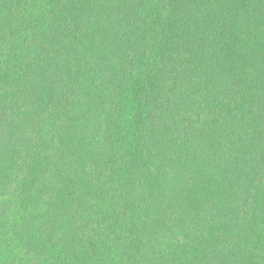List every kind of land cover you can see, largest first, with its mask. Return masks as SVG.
<instances>
[{
    "label": "trees",
    "instance_id": "1",
    "mask_svg": "<svg viewBox=\"0 0 264 264\" xmlns=\"http://www.w3.org/2000/svg\"><path fill=\"white\" fill-rule=\"evenodd\" d=\"M0 264H264V0H0Z\"/></svg>",
    "mask_w": 264,
    "mask_h": 264
}]
</instances>
